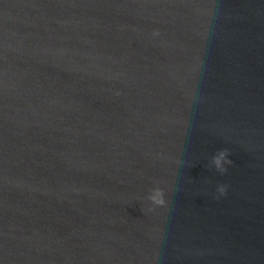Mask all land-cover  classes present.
<instances>
[{
    "label": "water",
    "instance_id": "obj_1",
    "mask_svg": "<svg viewBox=\"0 0 264 264\" xmlns=\"http://www.w3.org/2000/svg\"><path fill=\"white\" fill-rule=\"evenodd\" d=\"M0 264H264V0H0Z\"/></svg>",
    "mask_w": 264,
    "mask_h": 264
},
{
    "label": "clouds",
    "instance_id": "obj_2",
    "mask_svg": "<svg viewBox=\"0 0 264 264\" xmlns=\"http://www.w3.org/2000/svg\"><path fill=\"white\" fill-rule=\"evenodd\" d=\"M227 157H228V152H227V150H223V151H221V152L219 153V155L215 158V164H216V167H217L222 173L225 172L226 169L223 168V167L221 166V161H224V162L227 163V164H231V163H232V161H231L230 159H228ZM218 191L223 195V194H225L226 189H225L223 186H221V187L218 189ZM159 195H160V194L158 193V196H159ZM153 199H154L155 202H156L157 204H159V205H163V204H164L163 199H160V198H157V197H153Z\"/></svg>",
    "mask_w": 264,
    "mask_h": 264
}]
</instances>
